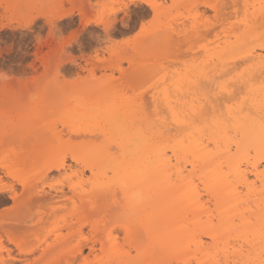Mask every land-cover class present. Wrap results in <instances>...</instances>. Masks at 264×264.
<instances>
[{"label": "rangeland", "instance_id": "obj_1", "mask_svg": "<svg viewBox=\"0 0 264 264\" xmlns=\"http://www.w3.org/2000/svg\"><path fill=\"white\" fill-rule=\"evenodd\" d=\"M233 1L239 10L231 8ZM247 2L245 9V0H0V264H114L116 256L134 254L114 221L104 219L102 204L94 211L75 199L50 215L44 204L29 200L54 188L72 196L69 186H78L82 170L83 188L90 191L96 179L75 164L76 153L119 155L100 120L91 119L95 110H136L139 98L150 97L152 117L154 94L169 97L176 110L188 109L189 76L217 67L224 43L243 35L246 20L259 24L251 16L257 6ZM259 30L247 47L264 58ZM236 68L228 78L243 71ZM61 162L65 167L54 169ZM199 186L205 207L214 210ZM255 187L260 190V183ZM109 233L115 242H106ZM83 240H96L95 248L74 259ZM192 254L173 264L202 259Z\"/></svg>", "mask_w": 264, "mask_h": 264}, {"label": "bare ground", "instance_id": "obj_2", "mask_svg": "<svg viewBox=\"0 0 264 264\" xmlns=\"http://www.w3.org/2000/svg\"><path fill=\"white\" fill-rule=\"evenodd\" d=\"M233 3L229 7L236 9ZM251 3L250 8L257 6L251 16L260 18L261 25L246 20L243 35L224 43L217 67H201L189 76L188 109L176 110L169 97L155 94L152 117L147 115L150 97L139 98L136 110L129 105L94 109L91 119L100 120L119 155L106 150L76 153L75 164L96 179L90 191L83 188L82 170L78 186H69L72 196L54 188V194L36 193L29 203L44 204L50 215L75 199L94 211L102 204L108 217L104 219L114 221L134 252L116 256L114 264H173L192 253L202 256L197 264H264V58L247 47L259 38L257 30L264 31V0ZM237 65L243 71L228 78ZM231 101L236 103L228 105ZM79 111L74 116H80ZM169 118L171 123H166ZM64 167L61 162L54 169ZM195 178L213 200L214 210L202 202ZM110 236L105 235L106 242H115ZM204 239L214 254L207 253ZM95 242H78L74 259L84 248L92 253ZM209 257L210 262H203Z\"/></svg>", "mask_w": 264, "mask_h": 264}, {"label": "snow or ice", "instance_id": "obj_3", "mask_svg": "<svg viewBox=\"0 0 264 264\" xmlns=\"http://www.w3.org/2000/svg\"><path fill=\"white\" fill-rule=\"evenodd\" d=\"M143 29H141V31H142Z\"/></svg>", "mask_w": 264, "mask_h": 264}]
</instances>
